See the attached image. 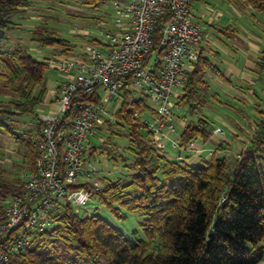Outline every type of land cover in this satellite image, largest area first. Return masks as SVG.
<instances>
[{
	"label": "trees",
	"instance_id": "1",
	"mask_svg": "<svg viewBox=\"0 0 264 264\" xmlns=\"http://www.w3.org/2000/svg\"><path fill=\"white\" fill-rule=\"evenodd\" d=\"M31 1L0 0V94L11 89L17 95L0 103V129L22 144L32 169L41 151L33 137L13 129L9 118L15 114L13 108L21 115L36 118V108L48 92L51 68L44 59L36 58L21 46L4 48L8 31L17 25L16 17L25 13ZM249 2L257 11L264 12V0ZM166 17L158 23L154 36L156 47ZM40 28H44L42 33L34 37L39 45L66 44L48 27ZM60 51L69 52L68 48ZM257 64L264 83V51ZM208 67L211 63L202 53L189 74L183 95L178 98L179 108L184 107L188 115L198 116L184 124L179 137L181 147L197 136L204 141L211 138L213 124L202 114L210 99ZM83 99L95 97L77 92L66 121L76 115L77 105ZM145 101L132 98L126 102L117 113V124L107 128L108 139L116 135V127L127 130L126 149L133 158L120 154L130 173L124 181L120 177H104L97 201L120 221L127 219V211L138 212L143 217L144 237L128 236L102 215L82 217L68 202L61 212L53 213L48 228L30 233L27 251L13 256L9 264H260L264 261V106L255 105L259 116L247 122V130L241 126L248 141L236 159L230 161L215 151L200 163L178 164L159 153L134 125L132 113L147 107ZM105 149L112 155L113 148ZM111 157L117 166L118 159ZM19 185L20 179L17 183L0 171V199L17 192ZM80 186L92 185H76ZM93 209L99 213L97 204ZM215 217L218 222L214 235L210 236Z\"/></svg>",
	"mask_w": 264,
	"mask_h": 264
},
{
	"label": "built area",
	"instance_id": "2",
	"mask_svg": "<svg viewBox=\"0 0 264 264\" xmlns=\"http://www.w3.org/2000/svg\"><path fill=\"white\" fill-rule=\"evenodd\" d=\"M193 1L110 0L113 14L99 16L82 55L53 52L44 58L65 75L55 91L56 107L37 112L35 143L41 154L35 167L21 173L17 192L0 199V264L27 251L30 233L48 228L53 213L68 202L77 213L97 202L102 179L94 155L100 148L92 137L105 125H116L118 111L132 98L147 101V108L135 109L131 119L159 153L186 164L205 150L198 136L181 147L176 123L178 98L211 36ZM165 16L156 47L155 32ZM77 92L95 99L80 101L76 115L66 121ZM223 132L221 126L212 127V133ZM79 183L92 187H76Z\"/></svg>",
	"mask_w": 264,
	"mask_h": 264
},
{
	"label": "rangeland",
	"instance_id": "3",
	"mask_svg": "<svg viewBox=\"0 0 264 264\" xmlns=\"http://www.w3.org/2000/svg\"><path fill=\"white\" fill-rule=\"evenodd\" d=\"M99 4V0H32L31 5L27 8L25 13H22L16 17L17 25L15 28L8 31V39L6 41V46L4 45V48L8 47L12 49L17 46H21L29 52H37L42 56H47L52 52L60 51L61 49L69 47L73 48V50L77 52L90 42V36L88 33L89 31L93 30L94 26L96 25L97 17H107L110 14H113V6L111 5L110 0H106L100 5ZM258 14L262 16L261 19L264 20L263 12H258ZM40 25H44L45 27H48V30L56 32L59 37L64 39L66 44L58 43L57 45L53 46H41L36 43L34 37L37 35L39 36V33H42V30L44 29L40 28ZM82 34H84V36ZM50 70V74L54 73ZM51 78L52 77L50 76L48 81V85L50 87L53 82V79ZM262 83L263 82L258 85L259 90L261 89ZM212 88L218 92L217 97L211 96L208 102L202 108V111L208 116L211 122H213L214 126H219L220 122L223 120H218L217 116L225 118L228 121H231L229 117H233V119L241 122V124L251 122V120L257 117L258 112L255 108L257 103L254 104L252 101H249L248 103L236 100L235 98L231 97L230 94L227 93L223 88H221V86H212ZM12 98H17V95L14 94L11 89H7L5 92L0 94V103H6ZM259 102L262 106H264V94H261V99ZM146 108L147 107L142 108L140 111L142 112ZM13 109L15 114L11 115L9 118L12 120L11 125L13 129H16V131H18L23 136L26 135L33 137L35 140L38 131H36L34 136H31L29 131L33 128L35 122L38 123L37 125L39 128L37 115L36 118L25 114L21 115L22 113L20 114L18 109ZM177 113L178 121H176V123L179 126H183L189 119L196 120L198 117L196 115H188L184 107H178ZM149 120H152V118L150 117ZM110 125L111 124H108L102 127L103 130L98 133L97 137H92V140L96 144L99 143V148L104 151H98L94 163L96 166H99V172L101 174L98 173V177L100 179L104 178L102 172L104 173V170L111 168L113 171H111L110 177L113 179H118L120 177V179L124 181L125 175L130 173V171L122 162L120 154L129 156L131 159L133 158L131 153L126 149L129 144V137L127 135V130L116 127V135H113L111 139H108L110 133L108 132L109 130L107 128ZM226 130L227 135H229V129L226 128ZM141 134L143 135V133ZM237 142L238 143L236 146H241L242 143L240 141ZM103 143L105 146H103ZM214 144V147L216 148L212 150H216V153L226 157L230 161L236 159L243 150H239L236 146V148L233 147V145L230 146L232 147L231 149L227 147V145H224L220 139H217ZM106 146L113 148L112 155L118 159L117 166L113 164V161L111 160L112 155H110V152L105 149ZM167 146L173 153L174 149L170 143H168ZM28 169H30V167L28 166V162L25 159V152L22 144L16 142L13 136L10 133L4 131L3 128L0 129V171H4L10 179H15L18 183L21 173ZM105 174L107 175L108 172L106 171ZM103 186L104 181L102 180L101 188L95 190L97 195L93 200H99V191L103 189ZM88 187L91 188L92 186ZM95 204H97V206L100 208L99 213L95 209L91 208L94 207ZM117 205L121 207L120 204ZM89 207L90 209H83L80 211L79 215L88 218L94 217L95 215H102L109 219V221H111L114 225L118 226L128 236H133L136 234V236L133 237L134 239L144 237L142 230L143 217L138 212L125 211L127 213V219L120 221L117 220L107 208L102 207L99 202H92L89 204ZM20 231L21 227L17 229L16 233H19ZM260 264H264V261H262Z\"/></svg>",
	"mask_w": 264,
	"mask_h": 264
},
{
	"label": "crops",
	"instance_id": "4",
	"mask_svg": "<svg viewBox=\"0 0 264 264\" xmlns=\"http://www.w3.org/2000/svg\"><path fill=\"white\" fill-rule=\"evenodd\" d=\"M193 8L196 11L198 20L206 25L211 35L202 45V53L211 63V67H208L206 71V79L209 83V97H217L218 92L212 86H221V88L236 100L248 103L252 101L254 104L257 103L260 105L259 100L261 99V94H264V83H262L261 89L259 90L258 85L262 80L257 63L261 59L264 51V20L258 14L259 11L253 7L249 0H194ZM98 20L99 17H97L96 25ZM96 25L94 28L97 27ZM82 35L84 36V34ZM69 50V53L72 54H83V48L77 52L73 48ZM29 53L38 59H44L46 57V55L42 56L37 52L30 51ZM50 71L54 73L50 74L48 71V81L51 76L53 82L51 87L47 82L48 92L44 101L37 106V112L39 110L48 112L56 107V103L54 102L55 91L65 74L56 68H51ZM202 114L211 122L204 112ZM217 117L218 120L223 119L219 126H222L224 132L212 133L209 140L203 141L205 150L200 155L190 156L194 163H200L216 151L211 152L212 149L216 148L214 147V143L217 139H220L224 145H227L231 149L232 147L230 146L233 145L235 147L238 143L237 141L242 143L241 146H236L239 150L243 149L247 144L248 140L245 137L246 130L241 129V126L247 129V123L241 124V122L233 119V117H229L231 121L219 116ZM37 124L35 122L33 128H30L31 130L29 129L31 136H34L36 131L39 130ZM183 126L177 124L180 132ZM226 128L230 131L229 135H227ZM102 130L103 128L99 132ZM97 145L100 144L98 143ZM100 151L104 152L101 148ZM97 153L94 155V158H96ZM104 171L108 172L107 175L105 172H102L104 177H106L110 176L113 170L107 168Z\"/></svg>",
	"mask_w": 264,
	"mask_h": 264
},
{
	"label": "water",
	"instance_id": "5",
	"mask_svg": "<svg viewBox=\"0 0 264 264\" xmlns=\"http://www.w3.org/2000/svg\"><path fill=\"white\" fill-rule=\"evenodd\" d=\"M217 222H218V218L215 217V218H214V221H213V223H212V226H211L210 229H209V235H210V236H213V235H214V227L217 225Z\"/></svg>",
	"mask_w": 264,
	"mask_h": 264
}]
</instances>
